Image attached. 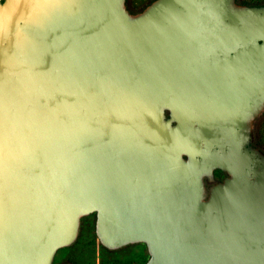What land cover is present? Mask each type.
<instances>
[{"label": "water", "instance_id": "obj_1", "mask_svg": "<svg viewBox=\"0 0 264 264\" xmlns=\"http://www.w3.org/2000/svg\"><path fill=\"white\" fill-rule=\"evenodd\" d=\"M125 3L0 0V264H264V6Z\"/></svg>", "mask_w": 264, "mask_h": 264}, {"label": "rangeland", "instance_id": "obj_2", "mask_svg": "<svg viewBox=\"0 0 264 264\" xmlns=\"http://www.w3.org/2000/svg\"><path fill=\"white\" fill-rule=\"evenodd\" d=\"M155 0H130L136 15ZM249 6H264V0H237ZM141 11H137V10ZM253 145L264 153V113L253 127ZM148 258L144 245L136 244L116 251L103 248L95 236V215L82 219L77 240L73 245L57 252L54 264H142Z\"/></svg>", "mask_w": 264, "mask_h": 264}, {"label": "flooded vegetation", "instance_id": "obj_3", "mask_svg": "<svg viewBox=\"0 0 264 264\" xmlns=\"http://www.w3.org/2000/svg\"><path fill=\"white\" fill-rule=\"evenodd\" d=\"M125 5H126V9H127V11L130 13V14H133L134 12L132 11V8L130 7V0H126V3H125ZM138 12L139 11H141L140 9L139 10H137ZM214 177H215V179L217 180V181H222L225 177H226V175H224V174H221L220 172H214ZM54 264V263H53Z\"/></svg>", "mask_w": 264, "mask_h": 264}, {"label": "trees", "instance_id": "obj_4", "mask_svg": "<svg viewBox=\"0 0 264 264\" xmlns=\"http://www.w3.org/2000/svg\"><path fill=\"white\" fill-rule=\"evenodd\" d=\"M146 260H147V259H146ZM146 260H144L143 263H144ZM143 263H142V264H143Z\"/></svg>", "mask_w": 264, "mask_h": 264}]
</instances>
